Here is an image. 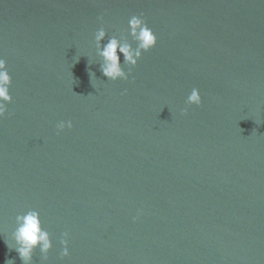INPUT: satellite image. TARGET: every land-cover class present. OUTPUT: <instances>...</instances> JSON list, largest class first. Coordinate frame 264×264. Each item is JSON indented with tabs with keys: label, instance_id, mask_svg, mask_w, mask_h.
<instances>
[{
	"label": "water",
	"instance_id": "95a60500",
	"mask_svg": "<svg viewBox=\"0 0 264 264\" xmlns=\"http://www.w3.org/2000/svg\"><path fill=\"white\" fill-rule=\"evenodd\" d=\"M133 15L156 45L108 80L94 34ZM0 57V264L33 209V264H264V0H0Z\"/></svg>",
	"mask_w": 264,
	"mask_h": 264
},
{
	"label": "clouds",
	"instance_id": "9594fccd",
	"mask_svg": "<svg viewBox=\"0 0 264 264\" xmlns=\"http://www.w3.org/2000/svg\"><path fill=\"white\" fill-rule=\"evenodd\" d=\"M99 19H103L100 17ZM128 35H130L132 42L127 36L121 35L119 38L116 35L107 37L106 30L101 26L94 34L97 55L100 57V71L108 80L115 81L117 79L127 80L131 68L136 66L138 60L143 52L148 51L156 45L157 37L154 31L147 25L142 16L133 15L128 20ZM121 54L123 56V63L121 62ZM79 57L76 59L78 61ZM123 65H128L129 70L126 72ZM91 83L96 78L95 73L89 70ZM12 79L7 68V62L0 57V118H2L8 111V103L12 101L10 94V86ZM186 103L188 105H200L202 97L198 88H193L187 96ZM183 113L187 109H182ZM71 128L72 122L59 121L56 125L57 131H63L65 128ZM134 217L133 219H135ZM16 227L11 232V250H15L22 264H33L34 250L39 248L42 254V262L47 260V253L52 248V240L50 233L42 226L40 213L37 210H29L26 213L18 214L15 217ZM68 232L61 234L60 243L64 245L61 250V257L69 255L68 249ZM7 247L9 244L5 241ZM10 250V248H9ZM5 264H15L14 259H7Z\"/></svg>",
	"mask_w": 264,
	"mask_h": 264
}]
</instances>
